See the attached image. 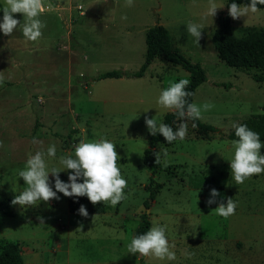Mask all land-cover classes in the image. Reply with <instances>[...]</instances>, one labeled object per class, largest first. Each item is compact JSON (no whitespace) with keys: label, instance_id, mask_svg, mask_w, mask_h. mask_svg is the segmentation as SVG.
<instances>
[{"label":"rangeland","instance_id":"374dc122","mask_svg":"<svg viewBox=\"0 0 264 264\" xmlns=\"http://www.w3.org/2000/svg\"><path fill=\"white\" fill-rule=\"evenodd\" d=\"M214 2L219 9L212 17L207 14L209 0H134L132 7L125 6L126 0H43L39 19L46 26L37 41L27 40L20 26L10 36L0 32V203L25 189L18 172L25 169L30 155L41 149L46 153L51 145L56 147V157H46L49 170H64L60 157H74L75 146L81 141L107 139L116 145L120 156L117 163L128 183L126 198L120 203L112 206L105 202L104 214H72V225L66 204L51 205L52 201L67 200L62 193L48 202L15 205L17 216L33 212L44 219L45 226L38 227L39 223L31 220L32 228L24 232L40 229L39 237H52L47 225L60 221V225H68L75 239L86 238L93 258L103 257L98 249L104 245L102 239L113 237L123 239L124 258L130 260L127 245L143 216L148 215L151 228L166 226L176 259L156 258L158 262H153L151 257L143 264H185L176 243L183 228L194 238L216 232L228 239L241 237L245 243L237 262L264 264V173L236 184L230 168L234 147L228 139L235 131L233 124L241 125L252 115L263 113L264 84L254 79L257 70L233 68L220 60L213 36L229 9L228 0ZM5 6L6 0H0V23ZM13 16L21 23L26 19L20 13ZM231 22L235 36L243 38L249 29L264 27V9L231 18ZM189 23L202 26L199 43L187 31ZM157 25L170 32L174 49L205 70L207 81L197 89L193 103L213 105L209 111L202 110L199 120L218 132L204 140L197 137L191 123L185 122L187 135L183 140L156 147L157 151L166 148L168 156L166 161L161 158V169L152 184V172L143 161L150 148L145 116L155 117L157 125L163 123L174 110L159 105L161 92L173 82L190 79V73L158 58L142 78L98 77L113 71L138 72L146 60V34ZM33 138L42 143L33 144ZM59 178L68 183V170L60 172ZM49 182L55 191L51 174ZM155 183L163 188L146 209L151 194L147 187ZM212 189L220 195L217 203L209 206ZM227 198L237 207L235 214L225 219L214 210L221 201L226 204ZM3 224L2 235L9 238L8 242L21 237L19 217L6 219ZM233 259L225 257L224 262Z\"/></svg>","mask_w":264,"mask_h":264},{"label":"clouds","instance_id":"9594fccd","mask_svg":"<svg viewBox=\"0 0 264 264\" xmlns=\"http://www.w3.org/2000/svg\"><path fill=\"white\" fill-rule=\"evenodd\" d=\"M134 0H126V7H132ZM258 5H264V0H250L248 5H239L235 2L229 5V16L236 20L246 16L249 12L257 13L260 11ZM44 8L43 0H6V6L3 8V22L0 23V32L5 36H10L13 31L20 26L23 36L30 41H37L42 36V29L46 26L39 19V15ZM219 9L214 0H209L208 15L214 17ZM23 14L26 19L23 23L15 19L13 14ZM121 19L126 20L127 16ZM202 26L189 23L187 31L196 38L199 43ZM3 84V77H0V85ZM189 79H180L179 82H173L163 90L159 96L158 103L166 109L174 110L181 120H197L202 118V110L209 111L213 107L211 103H204L198 106L195 103H189L188 97L193 93L186 91L189 86ZM145 124L152 136L158 133L163 136L168 144L180 139L183 140L187 135V124L180 123L176 130L167 124L157 125L155 117L145 116ZM195 127V124H193ZM235 136L238 140L231 142L234 147V158L230 162L231 174L236 184H243L246 179L253 175L264 173V155H261V148L264 144L258 133L250 130L247 125L233 124ZM33 144H41L36 138L32 140ZM155 164L161 163V158L167 160V149H161L154 152ZM48 158L56 157V147L51 145L44 150H37L34 155H30L26 162L24 170L18 172L19 178L25 182V189L16 195L12 200L13 205L31 206L38 201L48 202L58 199L57 193H62L65 197H87L93 204L101 202H110L116 206L125 199L124 190L128 187L127 180L122 177L120 167L117 161L120 159L116 151V145L107 139H100L96 142L81 141L75 146L74 157L72 154L60 157L59 163L64 170L56 167L48 168ZM68 170V183L59 178V173ZM49 174L54 177L55 191L50 186ZM83 179L80 183L78 180ZM220 193L212 189L210 198L207 201L209 206L216 204V197ZM236 203L232 198H227L225 204L221 201L215 208V213L227 219L235 214ZM79 215L88 217L85 206L81 205L78 210ZM94 218V217H93ZM40 224H44L42 217H37ZM31 222V221H29ZM82 227V226H81ZM77 230H81L78 228ZM166 226H154L146 233L136 235L127 245L128 252L135 255L139 253L144 257H155L157 259L175 260L176 255L171 248L166 237ZM186 255H190L186 253Z\"/></svg>","mask_w":264,"mask_h":264},{"label":"trees","instance_id":"16d2710c","mask_svg":"<svg viewBox=\"0 0 264 264\" xmlns=\"http://www.w3.org/2000/svg\"><path fill=\"white\" fill-rule=\"evenodd\" d=\"M237 3L241 6L250 4V0H228L227 7L231 3ZM259 9H264V5H258ZM146 60L142 68L135 73L113 71L102 74L98 77V80L107 79H120V78H142L145 75L147 69L158 58H163L170 62L174 66H179L185 71L190 73V84L185 89L188 92L193 93L187 99L189 103L194 102V97L197 89L207 81V75L205 70L199 64H192L179 49L172 47V41L170 32L162 25H157L151 28L146 34ZM213 45L221 61L225 62L228 66L237 69L257 70L258 74L254 76V79L264 84V27L259 29H249L247 35L243 38H238L233 32L231 18L228 14L221 16L219 28L215 31L213 36ZM189 122L192 125L195 124V131L198 138L204 140L212 139L213 134L218 130L210 125L202 123L197 120H181L175 113V111L167 114L163 123L177 129L180 123ZM241 125H247V127L258 133L261 142L264 143V107L263 113L259 115H252L242 122ZM230 141L238 140L235 136V131L228 135ZM150 148L144 153L143 161L144 165L152 172L151 183L154 184L155 176L159 173L162 161L159 164H155L154 152H157L156 147L159 144H168L162 135L159 133L156 136L149 135ZM68 171V176H69ZM78 182L82 183L81 178ZM163 188V185L156 184L155 186L147 187L150 190V198L145 203L146 209H149L150 203H152L157 194ZM14 198H8L6 201L0 203V217L7 218L13 217L12 200ZM85 206L88 215L92 214H104L106 212L105 202L93 205L88 198L85 197H69V212L71 214L79 215L78 210L80 206ZM143 221L139 228L136 230L135 236L146 233L152 226L149 216L144 215ZM22 249L17 243H8L0 249V264H22Z\"/></svg>","mask_w":264,"mask_h":264},{"label":"crops","instance_id":"0c3cea01","mask_svg":"<svg viewBox=\"0 0 264 264\" xmlns=\"http://www.w3.org/2000/svg\"><path fill=\"white\" fill-rule=\"evenodd\" d=\"M224 185L226 187V184ZM65 204L66 207L64 206V208L67 209L70 219L72 214L69 212V197L66 201L58 200L51 202L53 207H60L61 205L63 207ZM23 214L21 213V216H17L14 213L13 217H0V249L8 243L19 244L22 249V264H143L144 259L151 258L141 256L139 253L135 255L129 253L131 259L126 260L123 255V239L113 237L102 239L104 240V245H99L98 249L103 253V257L93 258L87 250L86 238L75 239L72 237L71 230L67 227L68 225L66 227L62 226L60 225V221L57 224L49 223L47 225V229L51 232L52 237H39L41 233L39 232L41 231L40 229L24 232L23 229L32 228L29 226V221L31 220H36V223H39L38 227L45 226V223L40 224V221L37 219L39 216L34 215L33 212L30 215ZM18 217L19 227L22 231L21 237L14 238L8 242L9 238L5 237V239L2 235L3 223L6 219L11 220ZM68 223L72 225L74 221L70 219ZM183 229L176 243L179 246L177 250L180 251L181 259L184 258L186 260L185 264H240L237 261L241 250L244 249L245 239L241 237L228 239L224 235H220V232H216L213 235L204 234L200 235L199 238H194L190 237ZM186 253L190 255H186ZM225 257H234V262H224ZM154 259L153 262H158L155 257Z\"/></svg>","mask_w":264,"mask_h":264},{"label":"water","instance_id":"95a60500","mask_svg":"<svg viewBox=\"0 0 264 264\" xmlns=\"http://www.w3.org/2000/svg\"><path fill=\"white\" fill-rule=\"evenodd\" d=\"M60 13H61V15H62L63 11L60 10ZM226 14H228V12H227ZM62 18L65 19L64 15H62Z\"/></svg>","mask_w":264,"mask_h":264}]
</instances>
